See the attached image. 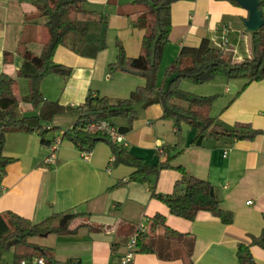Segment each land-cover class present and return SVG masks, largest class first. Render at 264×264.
Listing matches in <instances>:
<instances>
[{
	"label": "crops",
	"instance_id": "crops-1",
	"mask_svg": "<svg viewBox=\"0 0 264 264\" xmlns=\"http://www.w3.org/2000/svg\"><path fill=\"white\" fill-rule=\"evenodd\" d=\"M87 1L89 8L108 19V48L96 58L80 56L65 46L57 49L55 61L72 67L73 72L66 78L47 77L42 90L47 99L63 105H81L90 92L113 100L128 98L146 83L141 74L122 69L115 77L109 73V65L117 60L119 44L131 57L142 52L144 31L119 11L129 9L135 0ZM33 10L32 0H0V74L16 79L15 92L25 114L36 110L26 101L28 79L18 75L23 62L18 50L26 41L30 50L40 54L49 37L44 34L38 38L35 33L45 25L44 20L26 22V14ZM248 17L247 9L228 0H179L172 6L173 27L164 55L168 51L178 55L182 47L199 46L206 38L212 47L225 50L236 62L249 58L252 31L245 24ZM6 52L12 54L9 63L5 62ZM47 80L57 81L60 89L50 90ZM207 85L211 86L193 91L218 95L212 109L214 118L226 125L250 123L264 131V80L246 85L245 79L219 76ZM163 116L162 104L155 103L125 134L126 147L134 156L152 165L170 159L174 166L144 183L129 181L134 169L113 162V149L106 140L97 142L90 160L84 159L76 144L63 137L76 123L71 115H58L46 123L52 128L45 136L48 143L42 141L37 130L8 133L4 153L14 160L7 166L0 186V213L11 211L38 223L54 213L74 212L80 215L72 228L82 223L98 228L81 227L74 233L36 238V243L53 250L58 264H121L129 226L136 228L144 220L148 223L156 214H163L170 227L195 236L193 264H238V246L250 243L264 228V133L252 140L208 135L196 145V129L185 123L179 128ZM57 138H62L57 162L48 165L44 160ZM176 166H184L189 174L210 181L222 207L234 212L233 223L225 224L209 211H200L195 220L172 214L153 191L164 195L173 192L182 178ZM122 181L125 184L118 186ZM252 253L257 263L264 264V248L253 245ZM134 264L184 263L137 253Z\"/></svg>",
	"mask_w": 264,
	"mask_h": 264
},
{
	"label": "trees",
	"instance_id": "trees-1",
	"mask_svg": "<svg viewBox=\"0 0 264 264\" xmlns=\"http://www.w3.org/2000/svg\"><path fill=\"white\" fill-rule=\"evenodd\" d=\"M177 1L135 0L129 9L119 10L130 18L134 27L144 31L142 52L137 57H131L119 44L117 60L109 65V73L112 75L118 69L140 71L146 84L139 86L125 99L113 100L90 92L83 104L71 106L47 99L42 90V84L48 76L66 78L73 72L72 67L55 61L56 51L60 46H65L80 56L96 58L108 48V19L102 12L89 8L87 0H32L34 10L26 14V22L44 20L49 37L40 54L30 50L26 41L21 42L18 51L23 62L18 75L28 79L29 94L26 101L31 103L36 113L22 112V100L15 92L16 79L7 73L0 74V186L7 166L14 160L4 153L7 134L19 130H37L42 141L48 143L45 136L52 128L46 123L58 115L67 114L77 119L63 137L72 140L82 152L93 150L97 139L105 138L112 146L113 162L133 168L129 181L142 183L163 169L173 168L170 159L148 164L144 159L134 156L126 146L115 144L107 135L91 133L88 130L90 124L107 121L116 126L120 133L127 134L133 129L138 117L137 104L149 107L161 103L164 118L174 121L179 128L185 123L197 130L194 140L196 145H201L208 135L252 140L264 133L250 123L226 125L219 122L212 115L218 95H197L179 86V82L185 78L200 84L219 76L245 79L246 85L264 80V25L252 32L251 57L236 62L231 54L212 47L205 38L199 46L182 47L178 58L167 69L164 84H159V67L173 27L172 6ZM228 1L239 5L236 0ZM260 1L264 18V0ZM11 57L12 54L6 52L5 62H11ZM175 168L181 171L182 178L176 182L173 192L164 195L153 191L156 198L168 205L172 214L195 220L200 211H209L223 223H233L234 212L222 207L210 181L189 174L184 166ZM123 184L125 182L122 181L118 186ZM79 215L74 212L54 213L35 223L11 211L0 213V264L4 253L10 249L15 251L14 264L38 258L44 259L45 264H58L53 250L36 243L35 239L51 234L74 233L81 227L98 229L90 223L72 228ZM129 227L127 241L139 228L133 225ZM253 245L264 248V228L259 236L252 237L250 243L238 246V264H259L252 253ZM195 246L194 235L170 227L163 214H156L148 220V229L138 235L136 252L155 254L162 260H182L184 264H193Z\"/></svg>",
	"mask_w": 264,
	"mask_h": 264
},
{
	"label": "built area",
	"instance_id": "built-area-1",
	"mask_svg": "<svg viewBox=\"0 0 264 264\" xmlns=\"http://www.w3.org/2000/svg\"><path fill=\"white\" fill-rule=\"evenodd\" d=\"M88 130L91 133L100 132V133L107 135L115 144L124 145V146L127 145L125 134L120 133L116 126L111 125L107 121L92 123L88 127ZM61 141H62V138H57L51 144L50 154L44 160L46 164L53 165L57 162L56 151ZM159 151L163 152L161 148L159 149ZM92 153H93V150L82 152L83 158L86 160H90ZM147 229H148V223H147V220H144L143 222L140 223L138 232L134 236L130 237V239L127 241L126 251L124 255L122 256L121 264H134V259L137 254L136 249H137L138 235L141 232L146 231ZM21 264H45V260L38 258V259H34L31 262L22 261Z\"/></svg>",
	"mask_w": 264,
	"mask_h": 264
},
{
	"label": "rangeland",
	"instance_id": "rangeland-1",
	"mask_svg": "<svg viewBox=\"0 0 264 264\" xmlns=\"http://www.w3.org/2000/svg\"><path fill=\"white\" fill-rule=\"evenodd\" d=\"M35 33L38 36V38H41L42 36H44V34L49 36L48 29H47V27L45 25H43L41 28H38L37 30H35ZM178 56H179V54L174 56L169 51L166 52L165 55L163 54V57H162V60H161V63H160V67H159V77H158L160 85L164 84L165 78H166L167 69L178 58ZM115 74H116V71H114L112 73V76L115 77ZM56 76L62 77L60 75H56ZM145 81H146V79H145ZM46 86L50 90H52L53 92H55L56 90L58 91V89H60V87H61V86H59V88H58L57 81H48V80L46 82ZM179 86H180L181 89H184V90L190 91L192 93H195L193 91L194 89H196V88L197 89L207 88V86H211V85H207V83L200 84V83H197V82H195V81H193L191 79L185 78V79H182L179 82ZM195 94L200 95L199 93H195ZM215 95H217V94H215ZM122 99H125V98H122ZM135 107H136V109L138 111V117H137L136 120H139L142 117H144L146 112H147V110H148V108H149V107H143V104H141V103L137 104ZM29 114H32V113H29ZM14 259H15V251H14V249H10V250H8V251H6L4 253V258H3L2 264L14 263Z\"/></svg>",
	"mask_w": 264,
	"mask_h": 264
},
{
	"label": "water",
	"instance_id": "water-1",
	"mask_svg": "<svg viewBox=\"0 0 264 264\" xmlns=\"http://www.w3.org/2000/svg\"><path fill=\"white\" fill-rule=\"evenodd\" d=\"M240 6L249 11V17L245 24L248 30L254 32L258 31L264 25L263 11L260 9V0H236ZM135 74H141L140 71H130ZM106 140L105 138H98L97 141Z\"/></svg>",
	"mask_w": 264,
	"mask_h": 264
}]
</instances>
